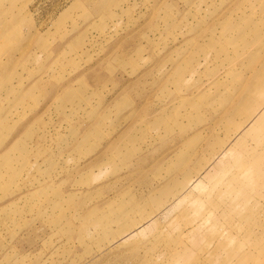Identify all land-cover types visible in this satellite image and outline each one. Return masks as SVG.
I'll return each mask as SVG.
<instances>
[{
	"label": "rangeland",
	"instance_id": "rangeland-1",
	"mask_svg": "<svg viewBox=\"0 0 264 264\" xmlns=\"http://www.w3.org/2000/svg\"><path fill=\"white\" fill-rule=\"evenodd\" d=\"M0 264H264V0H0Z\"/></svg>",
	"mask_w": 264,
	"mask_h": 264
}]
</instances>
